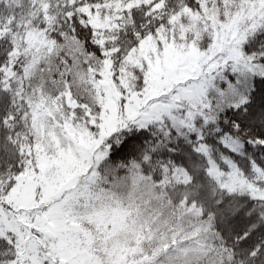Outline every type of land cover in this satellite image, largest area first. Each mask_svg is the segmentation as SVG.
Segmentation results:
<instances>
[{
  "label": "snow or ice",
  "instance_id": "obj_1",
  "mask_svg": "<svg viewBox=\"0 0 264 264\" xmlns=\"http://www.w3.org/2000/svg\"><path fill=\"white\" fill-rule=\"evenodd\" d=\"M0 264H264V0H0Z\"/></svg>",
  "mask_w": 264,
  "mask_h": 264
}]
</instances>
